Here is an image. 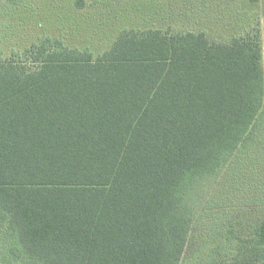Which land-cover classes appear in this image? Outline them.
<instances>
[{"label": "trees", "instance_id": "16d2710c", "mask_svg": "<svg viewBox=\"0 0 264 264\" xmlns=\"http://www.w3.org/2000/svg\"><path fill=\"white\" fill-rule=\"evenodd\" d=\"M225 1L0 58V264H264V0Z\"/></svg>", "mask_w": 264, "mask_h": 264}, {"label": "rangeland", "instance_id": "374dc122", "mask_svg": "<svg viewBox=\"0 0 264 264\" xmlns=\"http://www.w3.org/2000/svg\"><path fill=\"white\" fill-rule=\"evenodd\" d=\"M189 2L86 0V7L78 9L76 0H0V58L22 54L46 38L61 40L71 49L89 50L97 58L108 51L126 29L166 30L171 26L179 29L186 21L180 9L189 8ZM234 5L237 4L226 0L223 7ZM202 16L203 13L196 19ZM262 34L264 49V19Z\"/></svg>", "mask_w": 264, "mask_h": 264}, {"label": "crops", "instance_id": "0c3cea01", "mask_svg": "<svg viewBox=\"0 0 264 264\" xmlns=\"http://www.w3.org/2000/svg\"><path fill=\"white\" fill-rule=\"evenodd\" d=\"M263 57H264V49H263ZM264 59V58H263ZM263 63H264V60H263Z\"/></svg>", "mask_w": 264, "mask_h": 264}]
</instances>
